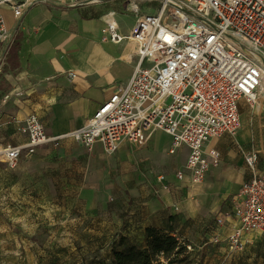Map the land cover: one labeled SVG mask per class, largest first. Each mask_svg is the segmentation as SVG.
Listing matches in <instances>:
<instances>
[{
	"label": "built area",
	"instance_id": "obj_1",
	"mask_svg": "<svg viewBox=\"0 0 264 264\" xmlns=\"http://www.w3.org/2000/svg\"><path fill=\"white\" fill-rule=\"evenodd\" d=\"M105 1L0 0V9L8 8L19 22L36 5L83 7ZM142 2L150 5L146 11ZM126 10L134 18L129 34L120 33L115 12H110L101 41L135 46L137 62L127 83L82 128L60 136H49L39 118L30 115L18 127L27 141L0 146V164L14 168L23 158L66 139L89 149L99 143L107 154L124 144L141 149L157 131L170 137L169 154L182 146L188 149L184 171L193 183L219 164L216 151H205L207 142L235 137L240 102L253 107L259 99L264 0H133ZM12 40L0 13V71ZM242 156L248 177L237 195L234 227L225 238L235 251L243 250L248 237L264 236V168L257 151L244 150Z\"/></svg>",
	"mask_w": 264,
	"mask_h": 264
},
{
	"label": "crops",
	"instance_id": "obj_2",
	"mask_svg": "<svg viewBox=\"0 0 264 264\" xmlns=\"http://www.w3.org/2000/svg\"><path fill=\"white\" fill-rule=\"evenodd\" d=\"M110 12H115L120 33L128 35L134 18L126 8L115 11L109 6L94 8V4L36 5L19 22L8 8L0 9L6 30L13 34L0 71V146L27 141L18 127L30 115L39 118L49 136L80 129L100 105L127 83L137 62L135 46L129 41H101ZM129 14L131 19L126 17ZM242 103L246 104L242 100L240 109ZM255 106H259L258 102ZM256 129L242 121L235 137L224 135L208 141L205 151H216L219 164L210 167L197 183L184 171L188 149L182 146L169 154L171 139L165 133L155 132L141 149L124 144L119 150L132 147L135 153L123 150L117 160L109 154L114 165L120 166L122 176L100 190L111 193L112 198L105 201L104 195L91 194L85 200L87 206L91 211L122 206L120 212L124 215L118 232L129 239H143L148 227L171 231L183 240H190L192 230L225 239L234 227L237 195L248 177L242 152L255 150L248 147L250 144L259 153V167L264 168L259 151L264 141ZM73 142L76 143L72 139L62 141L59 150L66 151V145ZM97 147L102 149L99 154ZM90 150L97 154L96 162H101L99 156L105 153L101 144Z\"/></svg>",
	"mask_w": 264,
	"mask_h": 264
},
{
	"label": "rangeland",
	"instance_id": "obj_3",
	"mask_svg": "<svg viewBox=\"0 0 264 264\" xmlns=\"http://www.w3.org/2000/svg\"><path fill=\"white\" fill-rule=\"evenodd\" d=\"M132 1L108 0L94 8L123 10ZM144 3V8L150 6ZM242 104L240 128L242 121L256 127L264 141L262 95L261 108ZM66 147L40 149L14 168L0 164V264H111V250L121 236L122 206L91 211L85 200L97 193L110 201L112 194L100 190L122 176L121 168L109 154L96 162L97 154L89 148L77 142ZM248 147L256 150L253 144ZM101 150L97 147L96 152ZM123 150L135 153L127 147L114 153L113 160ZM259 151L264 157V147ZM192 232L190 240L185 239L189 246L184 264H264L263 236L248 237L243 250L235 251L227 239L214 243L211 233Z\"/></svg>",
	"mask_w": 264,
	"mask_h": 264
},
{
	"label": "trees",
	"instance_id": "obj_4",
	"mask_svg": "<svg viewBox=\"0 0 264 264\" xmlns=\"http://www.w3.org/2000/svg\"><path fill=\"white\" fill-rule=\"evenodd\" d=\"M143 242L141 245L120 236L111 250V264H184L187 261L189 243L171 231L148 227Z\"/></svg>",
	"mask_w": 264,
	"mask_h": 264
},
{
	"label": "bare ground",
	"instance_id": "obj_5",
	"mask_svg": "<svg viewBox=\"0 0 264 264\" xmlns=\"http://www.w3.org/2000/svg\"><path fill=\"white\" fill-rule=\"evenodd\" d=\"M261 64L264 66V61H261ZM262 95V100H264V78L262 80V84H261V88H260V93L259 96ZM262 106L259 105V108H261Z\"/></svg>",
	"mask_w": 264,
	"mask_h": 264
}]
</instances>
